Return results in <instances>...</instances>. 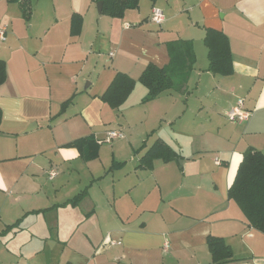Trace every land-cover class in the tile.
Listing matches in <instances>:
<instances>
[{
    "label": "crops",
    "instance_id": "obj_1",
    "mask_svg": "<svg viewBox=\"0 0 264 264\" xmlns=\"http://www.w3.org/2000/svg\"><path fill=\"white\" fill-rule=\"evenodd\" d=\"M29 1L25 19L0 0V264H210L209 236L230 247L226 264H264V234L228 198L243 154H264V0H139L122 19L92 0ZM205 29L227 37L231 74L208 71ZM176 42L194 55L181 91L142 103L136 82L118 109L101 101L116 73L168 66ZM238 101L239 123L226 117ZM108 131L123 137L93 160L68 146ZM158 140L181 159L140 167Z\"/></svg>",
    "mask_w": 264,
    "mask_h": 264
},
{
    "label": "trees",
    "instance_id": "obj_2",
    "mask_svg": "<svg viewBox=\"0 0 264 264\" xmlns=\"http://www.w3.org/2000/svg\"><path fill=\"white\" fill-rule=\"evenodd\" d=\"M20 6L25 19L30 16V1L16 0ZM95 4L102 3L101 15L122 19L128 10L138 9L139 0H92ZM154 2L155 0H150ZM81 17L72 15L71 34L77 35L81 28ZM207 49L208 71L212 74L227 76L232 72L231 55L227 37L220 31L205 29L203 38ZM170 64L165 67H157L149 64L140 75L138 81H134L127 75L116 73L112 82L100 97L101 101L110 108L118 109L127 99L136 82L147 90L142 103L156 99L162 93L169 90L181 91L186 78L191 72L194 64L192 49L186 42H176L169 46ZM6 80V66L0 60V85ZM71 103L67 101L61 106V113ZM2 112L0 110V123ZM68 146L75 147L80 156L85 160H93L97 157L100 144L92 138H82L69 143ZM143 148V147H141ZM141 148L139 150H141ZM138 150V151H139ZM181 159L178 154L170 149L162 141H156L141 157L140 167L152 168L154 160L164 163ZM85 196V191L77 194L70 201L59 205L64 207L70 205L75 207ZM228 198L232 200L243 213L248 226L264 234V154L255 149H248L242 157L237 169L234 181L228 189ZM38 213V212H36ZM20 220L7 229L18 226ZM206 245L211 254L210 264H226L233 261L232 252L223 239L209 236Z\"/></svg>",
    "mask_w": 264,
    "mask_h": 264
},
{
    "label": "built area",
    "instance_id": "obj_3",
    "mask_svg": "<svg viewBox=\"0 0 264 264\" xmlns=\"http://www.w3.org/2000/svg\"><path fill=\"white\" fill-rule=\"evenodd\" d=\"M149 20L156 25H160L164 21V15L161 10L157 8H152ZM226 117L229 121L239 123V122L245 121L249 117V113L242 109V101H238L236 105L227 113ZM122 137H123V134L120 131H108L106 133L105 138L102 140H98L97 142L100 145L110 144L112 141L116 139H120ZM215 162L218 163L217 160H215ZM55 174L56 173L54 170L49 171L50 178L54 177Z\"/></svg>",
    "mask_w": 264,
    "mask_h": 264
},
{
    "label": "water",
    "instance_id": "obj_4",
    "mask_svg": "<svg viewBox=\"0 0 264 264\" xmlns=\"http://www.w3.org/2000/svg\"><path fill=\"white\" fill-rule=\"evenodd\" d=\"M96 9H97V12L100 14L101 13V10H102V3L101 2H98L96 4ZM181 163V162H180Z\"/></svg>",
    "mask_w": 264,
    "mask_h": 264
}]
</instances>
